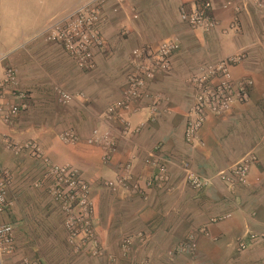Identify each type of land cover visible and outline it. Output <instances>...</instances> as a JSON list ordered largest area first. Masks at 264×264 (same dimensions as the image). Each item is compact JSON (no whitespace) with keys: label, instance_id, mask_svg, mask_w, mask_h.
<instances>
[{"label":"crops","instance_id":"crops-1","mask_svg":"<svg viewBox=\"0 0 264 264\" xmlns=\"http://www.w3.org/2000/svg\"><path fill=\"white\" fill-rule=\"evenodd\" d=\"M33 1L37 0H0V64L8 60L5 67H0V78L5 70L13 69L18 91L30 90L34 94L30 96L38 102L49 103L52 112L45 113L47 123L38 118L32 126L37 129L34 138L39 141L47 138L52 125L61 128L59 123L64 124V130L66 126L73 128L69 130L82 140L95 128L113 130L117 150L109 166L102 164L100 149L85 144L74 146L69 158L74 164L67 162L83 177L98 181L95 188L90 184L96 212L92 221L104 252L118 255V243L124 234L145 231V242L134 243L139 247V256L149 257L153 264H264V243L249 238L252 234L264 236V36L259 23L264 9L263 17L257 16L254 0H105L101 10L103 49L95 55L96 70L82 75L68 69L71 64L61 60L60 48L37 36L51 17L91 0H38L41 6L32 9ZM203 2L211 4L210 15L218 23L211 33L191 30L180 20L181 8L192 12ZM237 7L241 8L238 15ZM236 15L240 33L230 30ZM167 41L179 45L171 57V73L156 76L148 88L153 97L162 98L160 112L153 121L150 102H144L137 113L121 111L132 129L143 126L138 134L122 137L121 125L103 118L106 109L117 104L126 89L124 74L131 53ZM239 52L247 58L231 67L230 72L235 83L244 78L253 81L249 101L234 103L221 116L209 114L198 139L186 144L185 118L194 98L190 77ZM52 84L76 97L64 112L51 109L56 101ZM10 93L0 91L3 104L8 99L17 103ZM76 101L80 109L71 108ZM18 131V127L11 129L10 137L16 140ZM248 153L255 154L257 160L246 186L218 180L220 171ZM149 154L168 162L164 188L148 186L155 172L143 164ZM128 163L142 197L126 191L111 195L102 186V181L114 179L118 167ZM185 166L208 184L198 191L191 189L185 183ZM55 223L50 232L60 234V224ZM191 233L197 234V251L177 254L175 248ZM239 243L246 245L244 251L238 250ZM79 256L85 262L101 263V258H93L89 251ZM41 260L47 264L45 258L33 264H43Z\"/></svg>","mask_w":264,"mask_h":264},{"label":"built area","instance_id":"built-area-1","mask_svg":"<svg viewBox=\"0 0 264 264\" xmlns=\"http://www.w3.org/2000/svg\"><path fill=\"white\" fill-rule=\"evenodd\" d=\"M104 3L105 0H91L54 15L37 37L40 35L45 43L60 48L63 54L79 69L94 71L96 69L95 55L102 51L104 44L101 35V10ZM227 6L228 3L224 5V8ZM246 6H243L245 11H247ZM252 6L257 16L264 9L261 0H254ZM210 9L211 4L208 2L201 3L192 12L181 8L180 20L191 30L211 33L217 29L218 23L211 17ZM240 11V7L235 9L237 15ZM237 15L230 25V30L240 33V21ZM260 23L264 36V18L260 19ZM178 49V42L167 41L156 48L145 46L132 51L124 74L126 89L121 100L106 109L103 118L105 122L121 125L122 137L138 134L143 126L132 129L130 123L121 116V111L137 113L144 102H150L151 119L154 121L158 116L162 98L153 97L150 94L149 84L156 76L171 73V57ZM246 58L244 52L230 55L205 70H199L197 74L190 77L188 83L194 98L185 118L184 140L186 144H192L198 139V133L209 114L221 116L228 112L234 103L246 104L249 101L253 81L244 78L235 83L230 72L231 67L241 64ZM16 80V73L11 68L5 70L4 75L0 78V91L11 89L10 91L17 101L13 105H4L2 102L4 98L0 95V115L5 117V121L29 108V95L23 91L12 89L17 84ZM214 81L217 82L216 85L213 84ZM53 92L56 101L62 105H69L74 101L73 95L59 88H53ZM59 140L66 146H75L84 141L88 146L99 148L102 152L101 162L105 166L111 164L117 150L115 138L109 128L104 130L95 128L83 140L74 131L66 130L60 134ZM6 149L14 155H26L41 164L43 178L49 180L51 196L58 206L57 210L63 216V229L66 232L67 243L74 253L89 251L93 258L102 257L104 252L93 228L94 209L89 197L90 183L83 178L82 174L71 165L52 164L45 157L40 145L34 141L9 144ZM256 160L255 154L248 153L232 167L220 171L217 178L232 186H246L251 166ZM143 164L155 170L148 181V186L164 188L168 183L167 160L158 155L149 154L143 159ZM0 178V213H2L5 207L11 205L5 195L12 180L9 172L6 171L1 172ZM185 183L191 189L198 191L207 185L208 181L201 180L190 171L188 166H185ZM103 188L113 194L126 191L142 197V190L138 182L133 180L132 167L129 163L119 166L115 179L105 181ZM201 233L203 232L200 231ZM249 238L252 242L261 241L264 243V236L259 237L252 234L249 235ZM196 240V233L189 234L184 242L177 245L175 252L180 255L194 254L197 251ZM132 243L131 238L125 237L120 244L121 250L124 253L128 252ZM245 249V244H238L239 251ZM13 250L12 226L10 224L0 225V262L2 254H11ZM107 264L113 263L108 262ZM137 264L149 263L145 261Z\"/></svg>","mask_w":264,"mask_h":264},{"label":"rangeland","instance_id":"rangeland-1","mask_svg":"<svg viewBox=\"0 0 264 264\" xmlns=\"http://www.w3.org/2000/svg\"><path fill=\"white\" fill-rule=\"evenodd\" d=\"M40 6L41 4L38 3V0L33 1L31 4L32 9ZM260 16H262L261 13ZM261 27L262 26L260 23V28ZM4 45L5 48L9 47L7 43H5ZM61 53L63 54V52ZM61 60L64 63L71 64L70 66L71 68L68 69L73 70L76 74L79 73L82 75H86L87 73H93L96 70V69L94 71L81 70L77 66H75L74 63H72L64 54L61 56ZM7 64H8V60L4 59L3 62L0 64L1 65L0 67H5ZM95 66H96V62H95ZM50 88H59V86L52 84ZM12 89L19 90L18 85L16 84V86L13 87ZM22 91L25 92L27 95H29L30 98L28 104L29 106L28 110L20 112L18 115L10 118L8 121H5V117L3 115H0V174L1 172L4 171L9 172L12 180L5 195L8 203L11 205L9 207H5L2 213H0V225L10 224L12 226L13 241H14V250L12 251L11 254H7V253L2 254L0 264H33L34 262H36L35 260H40L41 258H45L47 264H94V263L85 262L84 258L79 256L80 254L88 253V251L76 254L74 253V250L70 247V245L67 243L66 232L63 229V216L57 210L58 206L56 205V202L53 200L51 196L49 180H44L43 178L44 174L42 172L43 169L41 164L39 162L32 160L31 158H28L26 155H14L10 150L6 149L9 144H22L23 142L29 140L35 141L40 145L45 157H47L51 163L56 165H71L72 167L77 169V167L72 165L74 163L71 162V160H69V158H71L72 156L71 155L72 152L70 150L74 146L68 147L62 144L61 141L59 140V136L62 132L73 128L66 126L65 127L66 130H64L63 127L64 124L59 123L61 128L56 129L52 125L49 128L51 133L47 134L46 139H44L45 136L42 137V141L35 139L34 134L37 129L33 127L36 125V122L41 119L44 120L45 113L46 112L51 113L52 111L49 110L50 109V106H48L49 103L48 104H45L43 102L40 103L38 102L37 99L31 97L30 95H34L32 91L30 90L29 91L22 90ZM78 91L79 90H77V92ZM10 92L11 93L9 97L14 98L12 91ZM46 97L49 98V95L48 96L46 95ZM74 98L76 99V97ZM13 100L16 99L14 98ZM48 101H50L51 104L53 103V101L51 100ZM6 104L13 105L16 104V102L12 100L9 101L8 99V101H6L4 105ZM70 105L72 104L62 105L57 101H54L51 109L56 107V109L64 112L65 110L68 109L67 106ZM77 105L78 104L76 101L73 107L71 108L80 109L78 108ZM33 115L36 116L34 117ZM44 122L47 123V121L45 120ZM17 127L18 130L20 131H18L19 133L18 138L15 140L10 137L9 133L11 129H15ZM25 127H31L30 131L25 130L24 129ZM109 129L111 130V134L114 137L113 130L111 128ZM70 131H74V130H70ZM31 132L33 135H30ZM40 142L43 146L40 144ZM80 144H85V143L84 141H81ZM67 162H70L72 164ZM77 170L81 172L79 169ZM84 178L91 185L94 184V188H95V184L97 185L98 181H94L90 179L87 175H85ZM105 181H102V186ZM37 184L39 186H36ZM91 185H90L89 197L92 200V190L94 188H92ZM109 193L111 195H114L111 192ZM94 207L95 206L93 205V209ZM95 213L96 212H93V218H92L93 220L95 218ZM56 221L59 222L61 227L60 234H57L55 232H50L52 231V226L56 224L55 223ZM48 234H51V236H49ZM125 237L131 238L133 242L132 245H130L128 252L126 253H124L121 250V245H120ZM145 240H146L145 231H137L134 233L132 232L130 234H124L118 243L119 254L116 256H114L115 253L114 255H110V254L107 255L106 251L104 252V250L102 249L104 253L103 256L100 257L101 258L100 264H105L106 261L107 263L110 262L113 264H137L145 261L148 262L149 264H153L152 260L149 257L147 258L144 256L141 257L139 256L138 254L139 247L136 246L134 243L136 241L142 243L145 242ZM141 243L140 246L142 245ZM42 263L46 264L44 263V261H42Z\"/></svg>","mask_w":264,"mask_h":264},{"label":"clouds","instance_id":"clouds-1","mask_svg":"<svg viewBox=\"0 0 264 264\" xmlns=\"http://www.w3.org/2000/svg\"><path fill=\"white\" fill-rule=\"evenodd\" d=\"M35 142V141H34ZM47 158V157H46ZM48 159V158H47ZM49 160V159H48ZM53 164V163H52ZM56 165V164H55ZM81 173V172H80ZM84 178V177H83ZM85 179V178H84Z\"/></svg>","mask_w":264,"mask_h":264}]
</instances>
